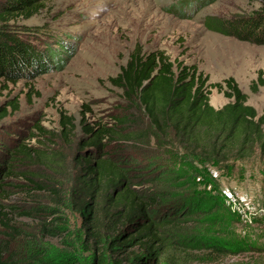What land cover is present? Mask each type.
<instances>
[{
  "label": "trees",
  "instance_id": "1",
  "mask_svg": "<svg viewBox=\"0 0 264 264\" xmlns=\"http://www.w3.org/2000/svg\"><path fill=\"white\" fill-rule=\"evenodd\" d=\"M47 1L0 0V77L12 82L33 79L60 66L54 50H39L6 30L13 18H31ZM206 25L264 45V8L254 17H210ZM59 44L71 53L62 40ZM108 79L122 91L126 105H118L115 109L121 112L108 114L107 120L87 118L92 109L83 105L82 134L72 156L77 169L74 187L88 210L82 241L87 250H95L92 264H194L241 254L248 243L238 246L222 241L208 235L212 231L208 227L204 234L197 232L201 216L210 215L211 210L202 207L186 172L175 165L192 167L202 157L216 166L258 154L264 158V111L259 113L247 103L248 95L233 77L208 83L209 77L195 63L172 59L163 49L148 52L136 45L120 72ZM263 85L264 76L259 73L251 90L256 92ZM211 87L232 101L215 108L210 103ZM8 106L18 109L19 101L16 98ZM6 115L7 107L0 105V119ZM61 118L59 135L72 145L76 119L63 114ZM36 129L43 142L51 138L44 127ZM41 140L35 147L18 143L12 157L19 165L42 168L21 171L27 190L44 191L62 203L57 176L69 157ZM16 165L0 164V191ZM36 206L31 213L41 219L42 229L58 234L59 226H52L60 219L58 211L40 203ZM9 215L0 204L4 235L0 264H81L76 252L52 256L32 250L27 257L12 252L21 231Z\"/></svg>",
  "mask_w": 264,
  "mask_h": 264
},
{
  "label": "rangeland",
  "instance_id": "2",
  "mask_svg": "<svg viewBox=\"0 0 264 264\" xmlns=\"http://www.w3.org/2000/svg\"><path fill=\"white\" fill-rule=\"evenodd\" d=\"M263 8L261 0H48L31 18H13L6 30L39 50H54L61 64L33 79L12 82L0 77V105L7 107V115L0 119V164H17L0 191L3 211L21 231L11 245L12 252L26 257L32 250L52 256L76 252L81 264H92L95 250H87L82 241L88 210L74 187L77 169L72 156L82 134L81 111L88 105L92 112L87 118L105 120L108 114L121 112L115 108L126 105L122 91L108 78L120 72L136 45L148 52L163 49L172 59L195 63L209 77L208 83L233 77L248 95L247 103L259 113L264 111V85L251 90L259 73L264 76V45L215 32L206 25L210 17H254ZM61 40L70 54L59 44ZM210 96L217 109L232 101L214 87ZM16 98L19 108L14 110L8 105ZM62 114L73 116L78 125L72 145L59 135ZM37 125L50 132L46 142L39 139ZM40 140L69 157L57 176L62 203L44 191L27 190L21 171L42 168L19 165L12 157L18 143L35 147ZM200 160L192 167L168 162L186 172L192 194L211 210L210 215L201 216L197 232L204 234L208 227L210 236L249 246L239 255L194 264H264V158L258 154L221 166L204 157ZM37 203L58 211L60 219L52 225L59 226L58 234H48L41 219L31 213Z\"/></svg>",
  "mask_w": 264,
  "mask_h": 264
}]
</instances>
